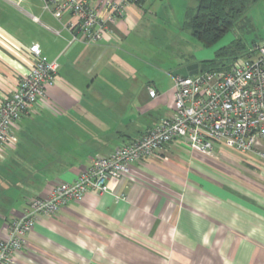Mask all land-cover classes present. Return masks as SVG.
<instances>
[{"label":"crops","instance_id":"obj_1","mask_svg":"<svg viewBox=\"0 0 264 264\" xmlns=\"http://www.w3.org/2000/svg\"><path fill=\"white\" fill-rule=\"evenodd\" d=\"M112 1L124 4L123 16L98 44L85 45L69 44L42 0H0V104L31 67V45L59 64L46 97L15 123V142L0 151V238L29 200L75 181L92 158L173 114L171 74L193 63L148 44L171 43L160 27H179L195 0ZM153 58L165 68L146 62ZM12 264H264V164L173 142L110 180L108 192L38 218Z\"/></svg>","mask_w":264,"mask_h":264},{"label":"built area","instance_id":"obj_2","mask_svg":"<svg viewBox=\"0 0 264 264\" xmlns=\"http://www.w3.org/2000/svg\"><path fill=\"white\" fill-rule=\"evenodd\" d=\"M42 10L70 34L69 44L95 45L103 39L108 24L123 16L124 4L112 0H42ZM66 14L68 19L62 23ZM28 52L31 67L0 104V151L15 142L11 135L15 123L32 112L46 97V87L56 81L58 62L43 55L37 44ZM148 95L154 98L155 92L149 90ZM177 141L204 156L213 157L217 149H226L264 164V39L228 70L198 69L192 76H176L170 117L111 155L92 158L75 181L60 182L46 195L29 200L23 216L13 220L6 236L0 238V264H12L38 218L54 215L88 193L108 192L110 180L128 174L132 164L156 156Z\"/></svg>","mask_w":264,"mask_h":264},{"label":"trees","instance_id":"obj_3","mask_svg":"<svg viewBox=\"0 0 264 264\" xmlns=\"http://www.w3.org/2000/svg\"><path fill=\"white\" fill-rule=\"evenodd\" d=\"M257 1L195 0V7L185 11L182 28L202 46L209 47L232 30L242 19L246 8ZM139 2L140 0H137L135 3L139 4ZM254 43L245 46L246 44L240 40H233L229 46L217 52L215 59L202 62V68L199 64L198 69L201 72L228 70L238 58H245L248 55V49L252 48Z\"/></svg>","mask_w":264,"mask_h":264},{"label":"rangeland","instance_id":"obj_4","mask_svg":"<svg viewBox=\"0 0 264 264\" xmlns=\"http://www.w3.org/2000/svg\"><path fill=\"white\" fill-rule=\"evenodd\" d=\"M182 18L181 15V23L184 20ZM181 23L179 21V27L175 29H171L167 22L160 27L166 31L167 39L171 43L163 42V40H155L149 43L148 46L163 57L165 56L171 60H176L177 58L185 63L200 64L199 66L202 68V62L215 59L217 52L229 46L233 40H240L247 46L254 42H256L254 44H257L264 39V0H258L250 4L246 8L242 19L235 24L234 28L225 33L215 44L209 47L202 46L197 40L191 37L190 33L182 28L183 23ZM241 59L243 58H238L236 61L239 62ZM146 62L156 66V68H165L161 61V64L158 63V60L155 62L154 58L146 59Z\"/></svg>","mask_w":264,"mask_h":264},{"label":"water","instance_id":"obj_5","mask_svg":"<svg viewBox=\"0 0 264 264\" xmlns=\"http://www.w3.org/2000/svg\"><path fill=\"white\" fill-rule=\"evenodd\" d=\"M197 73H198V64L193 63L186 65L178 70H175L174 72H172L171 76L187 77V76L195 75Z\"/></svg>","mask_w":264,"mask_h":264}]
</instances>
